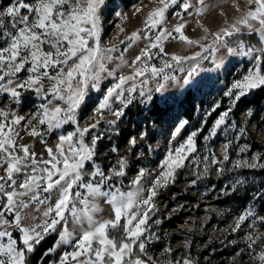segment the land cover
Returning <instances> with one entry per match:
<instances>
[{"label": "snow or ice", "instance_id": "obj_1", "mask_svg": "<svg viewBox=\"0 0 264 264\" xmlns=\"http://www.w3.org/2000/svg\"><path fill=\"white\" fill-rule=\"evenodd\" d=\"M105 2L34 0L30 3L10 0L6 7L0 9V28L5 26L6 20L11 22L8 30L0 32V94L10 97L12 104H19L22 91L30 89L38 94L45 93L46 100L48 95L52 97L31 119L17 114L11 107H0V169L4 173L0 175V264H28L26 254L33 252L49 232L57 230L58 225L61 230L55 247L68 245L71 250H64L54 264H153L152 258L147 256L148 244L154 236L149 222L159 212L157 198L160 190L169 183H175L177 170L184 168L189 155L196 151L197 132L193 131L178 147L167 152L158 175L151 176L141 168L128 187H124L123 179L127 176L128 158L120 157L106 172L95 160L101 137L90 133L100 125L105 112L123 116V109L132 102V94L138 87L140 95H145L147 80H141L138 85V77L148 74L153 78L159 77L173 67L168 60H164L159 68L149 63L155 56L167 55L163 44L169 38H176L173 31L189 45L198 43L184 34L185 22L178 23L171 31L167 27L161 28L167 20L168 9L178 6L184 13L193 10L202 16L207 5L205 0H159L161 6L149 12L144 21L143 35L136 31L126 41H121L126 47L141 39L148 41L131 64L123 55L119 57L117 68L128 65L133 67V73L121 74L117 82L106 89L92 115L86 117L95 122L82 124L80 110L89 89L99 90L105 73L110 77L116 75L109 71L107 65L113 60L112 54L117 48L101 44ZM246 3L247 10L234 23L214 33L212 43L204 48L205 52L211 50L213 53L226 48L230 55L255 60L252 70L233 83L235 94L232 90L226 93L234 104L250 91L264 87V0H246ZM141 10L136 9L137 12ZM175 14L183 21L181 12ZM153 29L158 31L153 34ZM244 30L249 35L258 34L261 46L248 45L243 40H238L235 47L229 46V38L242 36ZM202 59L206 57L201 53L192 57H171L176 65L193 62L186 70L183 85H192L205 71L200 63ZM214 62L217 67L222 63ZM181 71L185 69L181 68ZM21 72H27L26 78L19 75ZM45 78L52 81L49 89L43 87ZM163 79L167 81L175 77L165 73ZM164 89L165 85L160 83L155 91L162 93ZM151 91L149 89V98ZM54 101L62 103L54 104ZM113 103H117L116 109H113ZM231 111L230 107L220 115L211 135H216V130L227 122ZM187 124V120L179 121L172 138L175 139ZM37 125L46 128L42 131ZM65 125H73L74 130L58 135L55 146L46 148L47 159H38L29 145L18 143L22 139V130L32 137H40L63 129ZM240 133L246 134V129L242 127ZM129 143L134 148L137 139L132 137ZM112 151L117 152V149ZM223 159L227 161L229 156L226 154ZM260 160L257 154L254 162L238 161L234 167L264 168ZM213 162L220 163L215 157ZM88 167L92 170L88 171ZM53 196L56 197L54 203ZM102 204L108 205L107 216ZM33 205L45 206L42 212L44 219L40 223L28 224L29 215L25 210ZM255 216L251 208L246 210L237 218L232 232L239 231L250 217L254 218L251 226L255 229ZM31 219L36 220L37 217L31 216ZM259 219L264 222V217ZM160 222L158 219L154 221L156 224ZM245 243L252 253V264H264V232L254 230L246 233ZM175 264L181 262L176 261ZM182 264H193V261L183 259Z\"/></svg>", "mask_w": 264, "mask_h": 264}, {"label": "rangeland", "instance_id": "obj_2", "mask_svg": "<svg viewBox=\"0 0 264 264\" xmlns=\"http://www.w3.org/2000/svg\"><path fill=\"white\" fill-rule=\"evenodd\" d=\"M25 2L31 3L34 0ZM9 3L10 1L0 0V9ZM205 3L207 11L202 16L196 15L193 10L184 13L178 6H171L166 13L167 20L161 28L167 27L171 31L178 23L185 22L184 34L198 41L189 45L181 41L179 34L173 31L176 38H169L163 44L167 55L160 54L149 62L158 68L163 66L164 60L173 63V67L166 69L165 73L175 79L165 81L163 79L165 73L155 78L150 74L138 77V85L141 80H147V84L144 85L145 95H140L138 87L137 92L132 94V102L123 109V116L116 117L110 112H105L100 125L90 133L101 137L95 160L106 172L120 157L128 158L127 176L123 178L124 187H128L141 168L146 169L151 176L158 175L162 170L160 164L167 152L178 147L179 143L193 131L197 132L196 151L189 155L185 161L186 166L177 170L175 183H169L166 188L160 190L157 198L159 212L149 222L154 236L148 244L147 256L152 258L153 264L169 262L175 264L176 261L182 264L183 259H191L193 264H252V253L245 243L246 233L254 230L264 232V222L259 219L264 217V168L234 167L238 161L254 162L257 154L261 157L260 162L264 163V99L257 105L242 107L237 114L238 102L234 104L232 98L226 95L229 90L235 94L236 90L232 89L233 83L241 80L252 70L255 60L230 55L226 48H220L215 53L211 50L204 51V48L212 43L214 33L234 23L247 10V3L246 0H205ZM160 6L159 0H106L102 9L101 44L104 47L117 48L112 54L113 60L107 65L109 71H114L116 75L110 77L105 73L99 90L89 89L80 110L82 124L94 123V120L86 117L92 115V110L102 100L106 89L115 84L121 74L133 73V67L128 65L117 68L120 64L119 57L123 55L131 64L148 41L141 39L131 47H126L121 41H126V38L136 31L143 35L147 15ZM137 8L142 10L137 12ZM177 12L183 14V21L175 14ZM122 16H126V19H122ZM10 27V20H6L0 32ZM121 28L124 29L123 32L120 31ZM157 31L158 29L152 30L153 34ZM46 50L50 49L46 47ZM197 53L206 57L200 60L205 71L196 77L192 85H183L186 70L193 62L186 61L176 65L171 61V57L173 55L192 57ZM214 60L222 61L219 67ZM204 62L207 65H203ZM181 68L185 71H181ZM19 75L26 78L28 74L21 72ZM42 83L45 89L52 85V81L47 78L43 79ZM160 83L165 85V89L162 93H157L155 88ZM149 89L152 90L151 98ZM251 93L252 91L246 95ZM156 95L165 107L160 116L152 111ZM44 96L45 93L38 94L30 89L22 91L19 104H12L10 97L0 94V107H11L17 114L31 119L40 111L42 104H47L48 100L52 99L51 95H48V100ZM137 105L141 107L138 112ZM117 106V103H113V109ZM230 107L232 111L227 122L216 130V135H211L215 121ZM128 108L131 110L127 113ZM181 120H187L188 124L173 139L174 128ZM108 121L114 123L109 124ZM33 123L35 124V121ZM37 127L42 131L46 128L40 125ZM242 127L246 129L244 135L240 133ZM73 130V125H65L63 129L54 130L40 137H32L27 131L22 130L20 133L22 139H19L18 143L29 145L30 150L37 153L38 159H47L46 148L55 146L59 134ZM145 133L146 135H143ZM132 137L137 139L134 148L129 143ZM225 145H228L227 149ZM245 146L246 150L241 151ZM113 148H116L117 152H113ZM226 154L229 156L227 161L223 159ZM213 157L220 163H214ZM205 165L208 168L207 172ZM87 170L92 169L88 167ZM3 174V169H0V175ZM55 199L53 196V203ZM44 207L33 205L26 209L25 212L29 215L26 223H40L44 219L42 216ZM102 207L106 209L104 215L107 216L108 205L102 204ZM36 208L40 210L36 211ZM249 208L256 214L255 229L251 226L254 218L250 217L239 231L232 232L237 218ZM31 216L37 219L32 220ZM157 219L161 221L159 224L154 223ZM69 227L71 228V224ZM60 230L58 225L55 232L59 233ZM55 245L51 252L48 250L45 253L40 264H54L58 262L64 250H71L68 245L60 247ZM241 249L244 251L241 252Z\"/></svg>", "mask_w": 264, "mask_h": 264}, {"label": "trees", "instance_id": "obj_3", "mask_svg": "<svg viewBox=\"0 0 264 264\" xmlns=\"http://www.w3.org/2000/svg\"><path fill=\"white\" fill-rule=\"evenodd\" d=\"M10 1V0H6ZM238 40H243L248 45H254L257 47L261 46L260 37L258 34L249 35L247 31H244L242 36H234L229 38V45L235 46ZM203 65H207L206 62ZM262 70H264V65H262ZM264 99V87L252 90V93L241 98L238 102L236 113L238 114L239 110L242 107L253 106L259 104ZM138 111L141 110V107L137 105ZM131 108L127 109V113L130 112ZM152 111L159 114V116L165 111L163 103L159 101L158 95L154 97ZM264 203V202H263ZM264 206V204H263ZM58 232H50L44 240L41 241L39 245L36 246L35 250L31 253H27L28 264H40L45 253L52 249L58 241ZM146 258V257H145ZM147 259V258H146Z\"/></svg>", "mask_w": 264, "mask_h": 264}]
</instances>
